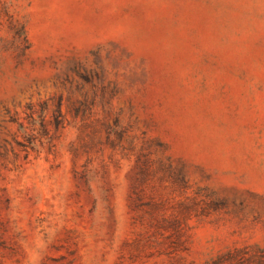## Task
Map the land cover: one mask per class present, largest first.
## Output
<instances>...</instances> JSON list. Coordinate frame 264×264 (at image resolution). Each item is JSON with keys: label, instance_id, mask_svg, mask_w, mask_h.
Wrapping results in <instances>:
<instances>
[{"label": "rangeland", "instance_id": "obj_1", "mask_svg": "<svg viewBox=\"0 0 264 264\" xmlns=\"http://www.w3.org/2000/svg\"><path fill=\"white\" fill-rule=\"evenodd\" d=\"M0 264H264V0H0Z\"/></svg>", "mask_w": 264, "mask_h": 264}]
</instances>
